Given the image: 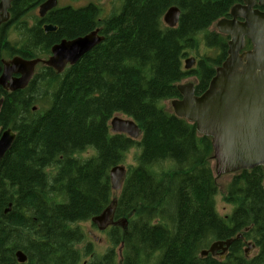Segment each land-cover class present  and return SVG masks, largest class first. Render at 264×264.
<instances>
[{"label": "trees", "instance_id": "1", "mask_svg": "<svg viewBox=\"0 0 264 264\" xmlns=\"http://www.w3.org/2000/svg\"><path fill=\"white\" fill-rule=\"evenodd\" d=\"M241 2L122 0L106 17L93 4L65 7L44 22L55 33L20 26L14 29L20 41L12 45L8 30H0V60L44 59L61 38L95 29L104 37L60 74L39 66L24 90L0 88V128L15 133L0 162V264H17V250L25 264H264L262 168L232 176L223 197L232 212L219 216L211 139L162 105L180 98L177 86L186 79L196 80L197 96L207 89L228 40L210 29ZM173 6L181 12L170 29L162 17ZM190 52L196 63L185 71ZM118 115L135 122L139 140L110 133ZM131 149L134 165L114 193L109 172ZM87 151L93 154L81 158ZM113 203V220L125 221V229H110L105 254H93L89 244L81 252L86 236L79 224ZM240 233L256 248L251 258L240 241L223 261L200 256L211 243Z\"/></svg>", "mask_w": 264, "mask_h": 264}, {"label": "water", "instance_id": "2", "mask_svg": "<svg viewBox=\"0 0 264 264\" xmlns=\"http://www.w3.org/2000/svg\"><path fill=\"white\" fill-rule=\"evenodd\" d=\"M12 1L0 0V26L9 20L7 10ZM242 1V5L231 8L230 19L219 20L215 25L218 33L228 36L229 41L227 57L216 68L207 89L195 96L191 83L179 85L177 91L181 99L170 103L176 117L194 124L199 135L211 139L217 177L256 168L264 170V12L253 9L256 2L264 8V0ZM56 6V0H46L39 7V16L43 17ZM179 16L180 12L171 8L164 16L165 25L170 29L175 28ZM44 30L46 33L53 32L55 27L45 26ZM245 40L251 45L248 51H243ZM102 42L99 30H95L83 37L63 40L53 46L47 60L14 57L9 61H1L0 87L10 93L24 90L37 64L61 73L67 65H76ZM193 64V58L185 60L184 69H191ZM110 132L126 135L130 139H137L141 135L132 120L120 117L111 120ZM14 139L15 134L10 129H0V162L11 149ZM125 175L123 166L110 170L112 191L121 189ZM9 210L10 206L5 213ZM112 213V207H108L91 222L103 230L111 223ZM233 242L234 239L214 242L200 254L202 257H214L218 252L224 254ZM17 259L20 263L25 260L20 253Z\"/></svg>", "mask_w": 264, "mask_h": 264}, {"label": "rangeland", "instance_id": "3", "mask_svg": "<svg viewBox=\"0 0 264 264\" xmlns=\"http://www.w3.org/2000/svg\"><path fill=\"white\" fill-rule=\"evenodd\" d=\"M57 1L59 4V7L71 6L73 8H82L86 5L94 4L102 12V17H106L110 15L113 11L119 8L122 0H57ZM214 31H216L215 26H213L210 29V32H214ZM8 40L11 43V45L20 41V37L18 36V34H16L14 29L8 30ZM203 50H204L203 47H201L200 52L203 53ZM211 53L212 52H209L210 55ZM195 55L196 54L194 52H190L187 55L186 59H189V58L195 59ZM193 82H194V79L189 78V79L184 80L181 84H187V83H193ZM162 105H164L168 109L171 108L170 101L164 102ZM118 117L125 118L124 116H121V115H118ZM136 153H137L136 149H131L126 154L125 162L122 164V166H124L125 168H128L129 166L134 165V158H135ZM92 154H93L92 151H87L85 153H82L80 157L86 159ZM213 162H214L213 164H215V161ZM162 168L168 169L169 165H165V167H162ZM232 176L233 175H223L217 179L218 193L215 196V207H216L217 213L221 217H226L232 212V207L226 205L223 202V197L225 195L226 188L231 182ZM79 227L83 230L86 236L85 241L79 247L80 251L82 252L85 246L89 244L91 245V248L94 254L96 255L104 254L106 250L109 248V239H108L109 230L99 231L97 230L96 227H93L89 222L79 224ZM18 251H21V250H17L16 252Z\"/></svg>", "mask_w": 264, "mask_h": 264}, {"label": "flooded vegetation", "instance_id": "4", "mask_svg": "<svg viewBox=\"0 0 264 264\" xmlns=\"http://www.w3.org/2000/svg\"><path fill=\"white\" fill-rule=\"evenodd\" d=\"M45 1L46 0H42V1L41 0H14V1H12L10 3L9 9L7 10V12L9 13V20L5 24H1L0 30L1 29L10 30V29H15V28L20 27V26H24L27 29H33V28H36V27H40V29L43 31L44 34L55 33L56 30H57V27L53 26V25H51L49 23H44V22L53 12H55L57 10H60L62 8H60L59 4H57L56 8L46 12L43 17H40L38 10H39L40 5L43 4ZM16 3H18V5H16ZM57 3H58V1H57ZM241 4H243V2ZM253 8L258 10V11H260V12H264V8L258 6L257 3H256V5ZM17 10H20V12L15 16L14 13ZM45 26H53L56 29L53 32H49V33L47 32L46 33L43 30V28ZM63 40H72V39L61 38L58 43H60ZM58 43H56V44H58ZM56 44H54V45H56ZM50 51H51V48H50ZM49 55L47 56V58L49 57ZM35 70H36V68H35ZM114 226H116V224L112 223L110 226L107 227V230L112 228V227H114ZM239 241L241 242V244L243 246L241 250H242V252L245 253V256L247 258H250L252 255L255 254V252H256L255 248L247 250L246 247H247L248 243L245 242L243 239H240ZM216 258H218L220 261H223V260H225L226 255L225 254L224 255L218 254L216 256Z\"/></svg>", "mask_w": 264, "mask_h": 264}, {"label": "bare ground", "instance_id": "5", "mask_svg": "<svg viewBox=\"0 0 264 264\" xmlns=\"http://www.w3.org/2000/svg\"><path fill=\"white\" fill-rule=\"evenodd\" d=\"M120 2V1H119ZM171 8H176L179 12H181L177 7H170L169 9H167V11L165 12V14L171 9ZM165 14L163 15V17H162V22H163V24L165 25V23H164V16H165ZM166 26V25H165ZM167 27V26H166ZM81 37V36H80ZM119 44V43H118ZM23 48V47H22ZM2 49V48H1ZM1 88V87H0ZM2 89V88H1ZM5 91V90H4ZM6 92H8V91H6ZM10 93V92H9ZM0 102H2V99H0ZM20 107V106H19ZM52 108V107H51ZM34 109V110H33ZM36 109L35 108H32V111H35ZM28 128H30V127H28ZM0 129H2L3 130V128L1 127ZM6 130H8V129H6ZM11 130V129H10ZM3 131H5V130H3ZM12 131V130H11ZM13 132V131H12ZM14 133V132H13ZM15 134V133H14ZM15 140V139H14ZM14 143V142H13ZM13 146V145H12ZM12 148V147H11ZM11 150V149H10ZM9 150V151H10ZM8 151V152H9ZM8 179V178H7ZM52 180V179H51ZM35 198V197H34ZM27 219V218H26ZM252 228V227H251ZM248 230V229H247ZM251 230V229H250ZM18 253H20V254H22L23 256H24V258H25V260H24V262H22V263H20L19 261H18V259H17V254ZM14 259H15V262L17 263V264H24L25 262H27V257H26V255L22 252V251H18V252H16L15 254H14Z\"/></svg>", "mask_w": 264, "mask_h": 264}]
</instances>
